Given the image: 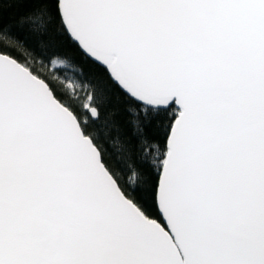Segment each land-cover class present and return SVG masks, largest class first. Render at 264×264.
Returning a JSON list of instances; mask_svg holds the SVG:
<instances>
[{
  "label": "snow or ice",
  "instance_id": "6c2138e0",
  "mask_svg": "<svg viewBox=\"0 0 264 264\" xmlns=\"http://www.w3.org/2000/svg\"><path fill=\"white\" fill-rule=\"evenodd\" d=\"M0 264H264V0H0Z\"/></svg>",
  "mask_w": 264,
  "mask_h": 264
}]
</instances>
